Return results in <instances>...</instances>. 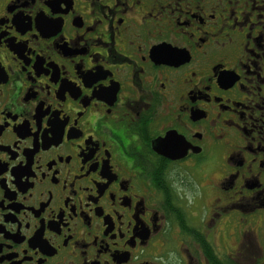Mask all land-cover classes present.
<instances>
[{"label": "flooded vegetation", "instance_id": "af4514ba", "mask_svg": "<svg viewBox=\"0 0 264 264\" xmlns=\"http://www.w3.org/2000/svg\"><path fill=\"white\" fill-rule=\"evenodd\" d=\"M0 264H264V0H0Z\"/></svg>", "mask_w": 264, "mask_h": 264}]
</instances>
